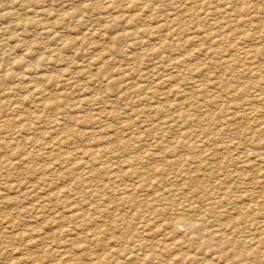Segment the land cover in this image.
<instances>
[{"label": "rangeland", "instance_id": "1", "mask_svg": "<svg viewBox=\"0 0 264 264\" xmlns=\"http://www.w3.org/2000/svg\"><path fill=\"white\" fill-rule=\"evenodd\" d=\"M0 219V264H264V0H0Z\"/></svg>", "mask_w": 264, "mask_h": 264}, {"label": "bare ground", "instance_id": "2", "mask_svg": "<svg viewBox=\"0 0 264 264\" xmlns=\"http://www.w3.org/2000/svg\"><path fill=\"white\" fill-rule=\"evenodd\" d=\"M123 1V0H122ZM135 4H137V3H135ZM40 10V9H39ZM123 18V17H122ZM129 20H133V22H134V20H135V17L134 18H130ZM147 30H149V29H147ZM153 32V30H150V31H148V33H152ZM131 87V86H130ZM144 87V86H143ZM143 87H141L140 85H135V86H133V88L132 89H136L137 91H141L142 92V90H144L143 89ZM37 93L38 94H41V92H43V90H41V89H37ZM136 91V92H137ZM177 92V91H176ZM39 96V95H38ZM44 97V96H43ZM96 101V100H95ZM49 103V102H48ZM48 103H44L46 106H48L49 104ZM204 103V102H203ZM80 105V104H79ZM52 106V105H51ZM50 106V107H51ZM53 107V106H52ZM51 107V108H52ZM160 112V111H159ZM141 113V112H140ZM157 114V113H156ZM139 115V114H138ZM164 117V116H163ZM175 117V116H174ZM178 118V117H177ZM176 120V119H175ZM185 122V121H184ZM130 126H131V124H130ZM133 128V127H132ZM62 129V128H61ZM129 131V130H128ZM66 133V132H65ZM42 135V134H41ZM40 135V136H41ZM94 135V134H93ZM136 135V134H135ZM44 136V135H43ZM176 136V135H175ZM39 137V136H38ZM61 138V137H60ZM69 139H71V137H70V134H69V132L68 133H66L65 135H63V137H62V139H60L61 141V143H63V144H65V143H67L68 142V140ZM4 141H6V140H4ZM55 141V140H54ZM5 143V142H4ZM144 143V142H143ZM60 144V143H59ZM128 142H126L125 140H123V138L119 141V149L120 150H123V149H125L126 150V148H127V146H128ZM130 145V144H129ZM14 146V145H13ZM51 146V145H50ZM110 146V145H109ZM58 147H59V145H58ZM20 148V147H19ZM103 148V147H102ZM159 148H161L162 150H167V147L165 146H162V147H159ZM21 149V148H20ZM116 150H117V148L116 149H114V148H112V147H107V148H105V150H102V149H99V150H96L93 154H92V157H93V159L94 160H96V161H98V160H100V158L101 157H103V156H105L106 154H111V153H113V152H116ZM120 150H118V151H120ZM127 151V150H126ZM48 153V152H47ZM117 153V152H116ZM13 154H15V152L13 153ZM18 154V153H17ZM21 154V153H20ZM87 154V153H86ZM119 154V153H118ZM72 157V156H71ZM74 157V156H73ZM90 158V157H89ZM118 158V157H117ZM21 158L19 157V160H20ZM111 159H112V157H111ZM131 159V158H130ZM129 159V161H128V164L130 165V166H132L134 163H139V161H140V159H138V158H136V157H133V159H131L130 160ZM8 163V162H7ZM86 163V162H85ZM94 163V162H93ZM6 164V163H5ZM95 164V163H94ZM97 164V163H96ZM127 164V165H128ZM126 165V166H127ZM15 167V166H14ZM104 167V166H103ZM92 168V167H91ZM111 169V168H110ZM129 169V168H128ZM132 169V168H131ZM163 169V168H162ZM137 170V169H136ZM141 170V169H140ZM9 171V170H8ZM108 171H110L109 169H108ZM140 171H139V169L137 170V171H134V170H132V172L130 173L132 176H134L135 174H136V176H137V173H139ZM98 173V172H97ZM143 173V172H142ZM140 174V173H139ZM139 176V175H138ZM137 176V177H138ZM127 177H128V175H127ZM98 178V177H97ZM104 181V180H103ZM140 183V182H139ZM151 184V183H150ZM153 185V184H152ZM156 186V185H155ZM150 187V186H149ZM148 187V188H149ZM153 187V186H152ZM147 189V188H146ZM124 191H126V190H124ZM64 193V192H63ZM62 193V194H63ZM57 198V197H56ZM55 198V199H56ZM129 199V198H128ZM47 200H50V199H47ZM45 201V200H44ZM44 201H42V203H44ZM11 202V201H10ZM69 205V204H68ZM2 210V209H1ZM12 211V210H11ZM17 211V210H16ZM18 212H19V209H18ZM20 213V212H19ZM7 214V213H6ZM29 214H30V211H29ZM29 214L27 213L26 215H28L29 216ZM16 215V214H15ZM43 215V214H42ZM23 216H25V215H23ZM3 217V219L4 220H7L5 223H6V225H5V227L6 228H9V229H13L14 227H16V226H20V224H18V225H16L15 226V224H16V221H15V219H13V218H15V216H13L11 213L10 214H7L6 216H2ZM1 217V218H2ZM18 217H20V215L19 216H16V218H18ZM21 218V217H20ZM24 218V217H23ZM63 218V217H62ZM76 218L77 219H80V220H85L86 218H87V213H85V212H80L79 214H77L76 215ZM61 219V218H60ZM1 220V219H0ZM20 220V219H19ZM23 220V219H22ZM53 220H54V218H53ZM55 220H57L56 218H55ZM2 221V220H1ZM24 221V220H23ZM55 222V221H54ZM150 223V222H149ZM2 224V223H1ZM3 227V226H2ZM19 228V227H18ZM146 228V227H145ZM35 229V228H34ZM7 230V229H6ZM28 231H33V230H27V231H25V232H28ZM35 231V230H34ZM33 231V232H34ZM25 232H24V234H25ZM3 233V232H2ZM17 233V232H16ZM19 233V232H18ZM23 233V232H22ZM77 233V232H76ZM12 234V233H11ZM14 234H15V232H14ZM13 234V235H14ZM24 234H22V235H24ZM2 235V234H1ZM10 235V234H9ZM19 235H21V234H19ZM68 235V234H67ZM24 236H26V235H24ZM62 236V235H61ZM65 236V235H64ZM12 236H10V238H11ZM57 237V236H56ZM1 238V237H0ZM4 239H6L5 238V235H4V237H3ZM20 238H22V237H20ZM24 238V237H23ZM22 238V239H23ZM26 238V237H25ZM24 238V239H25ZM149 238V237H148ZM2 239V238H1ZM60 239V238H59ZM6 240H9V239H6ZM11 240V239H10ZM9 240V241H10ZM26 240H27V238H26ZM34 240V241H33ZM37 240V239H36ZM148 240V239H147ZM1 241H3L4 242V240L2 239ZM27 241H33V242H35V243H37L36 241H35V239L34 238H28V240ZM13 242V241H12ZM58 242V241H57ZM148 242V241H147ZM2 243V242H1ZM7 244V243H6ZM10 245H12V243H9ZM2 245V244H1ZM0 245V246H1ZM4 245V244H3ZM2 245V246H3ZM5 246V245H4ZM62 246V245H61ZM14 247V246H13ZM63 247V246H62ZM1 248V247H0ZM3 248V247H2ZM2 248H1V250L0 251H2ZM65 248V247H64ZM7 249V248H6ZM9 249H11V247L9 248ZM56 249V248H55ZM13 250H15V247H14V249ZM63 249L60 247V248H58V252L60 251H62ZM5 251V250H4ZM10 251V250H9ZM68 252V251H67ZM2 253V252H1ZM69 253V252H68ZM56 255H57V253H55ZM60 254V253H59ZM58 254V255H59ZM61 255V254H60ZM62 255H63V253H62ZM61 255V256H62ZM64 255H65V252H64ZM133 255V254H132ZM1 257V256H0ZM95 259H97L96 261H93L91 264H97V263H100V264H102L103 262L105 263V261H106V259H107V257H105V258H100L99 256H96L95 258H94V260ZM75 260H78V259H75ZM25 261V260H24ZM27 261H28V259H27ZM97 262V263H96ZM18 264V263H17Z\"/></svg>", "mask_w": 264, "mask_h": 264}]
</instances>
